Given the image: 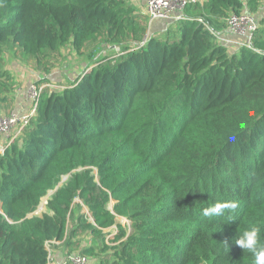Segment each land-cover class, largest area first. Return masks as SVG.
I'll use <instances>...</instances> for the list:
<instances>
[{
  "label": "trees",
  "instance_id": "16d2710c",
  "mask_svg": "<svg viewBox=\"0 0 264 264\" xmlns=\"http://www.w3.org/2000/svg\"><path fill=\"white\" fill-rule=\"evenodd\" d=\"M262 2L189 3L159 36L126 0H0V59L5 46L37 67L67 43L121 46L61 90H41L0 152V264H48L46 242L66 241L75 198L92 218H80L91 234L77 242L87 264H254L236 241L259 226L264 242ZM242 11L257 16L252 48L217 42L206 25L222 30ZM13 85L0 69V103ZM49 190V211L30 215ZM225 201L237 209L203 214ZM116 216L130 230L107 239Z\"/></svg>",
  "mask_w": 264,
  "mask_h": 264
},
{
  "label": "rangeland",
  "instance_id": "374dc122",
  "mask_svg": "<svg viewBox=\"0 0 264 264\" xmlns=\"http://www.w3.org/2000/svg\"><path fill=\"white\" fill-rule=\"evenodd\" d=\"M126 1L131 2L134 5L139 4V6H141L142 2V0ZM153 29L154 23L150 25L148 24L147 33L152 34ZM174 29V26H172L171 33H173ZM158 35L164 36V30L159 31ZM120 52V45L106 41L100 36L94 42L85 45L78 52L72 48L70 43L64 44L56 51L50 53V55H47V57L43 59L42 66L37 67L35 61L32 58L22 56L20 53L15 52L10 46H5L3 49L4 57L0 59V69L6 70L12 77L14 82L12 90L14 91L19 86L23 85L24 92L26 91L27 94L30 84L37 85V87L41 88V90L46 89L47 91H58L64 86L70 84L74 77L86 68L97 65L98 63L106 60V58L114 56ZM11 69H16L15 71L20 73V77L19 75L15 76V73L12 72ZM6 84H10V81L6 80ZM11 100L12 98L10 101ZM12 107L13 106H11V104L8 105L7 102L0 103V109H3L4 112L9 111ZM93 173L95 174V170ZM65 178L66 176H63L62 180ZM53 190H49L41 198L39 205L30 215H42L43 213L49 211L46 207V201L52 194ZM109 208H111V204L109 205ZM82 216L87 217L88 221H92L87 206L79 198H75L68 214V236L66 241L63 242L54 240L53 242H49L47 244V249L50 256L53 258V260L54 257H56L55 261H53V264L55 262H60L62 258L65 257V255L81 253L79 252V247H81L80 245L85 244L91 234L89 229L82 227L81 223L83 222L80 220ZM117 225H120L127 231L130 230V221L125 217L116 216V224L108 229L103 230L106 233L107 239L116 233ZM77 242H79L80 245ZM58 256L59 259H57Z\"/></svg>",
  "mask_w": 264,
  "mask_h": 264
},
{
  "label": "built area",
  "instance_id": "2783aa9c",
  "mask_svg": "<svg viewBox=\"0 0 264 264\" xmlns=\"http://www.w3.org/2000/svg\"><path fill=\"white\" fill-rule=\"evenodd\" d=\"M194 2H197V0H146L145 7L148 24H152L157 19L178 20L184 15L185 6ZM225 22L226 28L231 33L237 34L240 39L233 40L226 37L222 30H213L206 25V28L212 33L217 42L227 45L229 48H238L239 46L252 48V39L258 26L257 16L254 13L248 11L232 13L226 17ZM27 91L30 105L26 112L11 111L5 113L0 111V137L3 140L0 145V152H3L4 147L19 135L36 112L41 88L35 84H30ZM48 243L46 242V246ZM53 261V258L48 254V264H53ZM86 262L87 257L77 253L65 255L60 262H55L54 264H86Z\"/></svg>",
  "mask_w": 264,
  "mask_h": 264
},
{
  "label": "clouds",
  "instance_id": "9594fccd",
  "mask_svg": "<svg viewBox=\"0 0 264 264\" xmlns=\"http://www.w3.org/2000/svg\"><path fill=\"white\" fill-rule=\"evenodd\" d=\"M230 139H234V137H230ZM237 207L238 204L235 201L219 202L214 206L204 209L203 214L208 217L219 216L225 210L234 211ZM236 244L252 253L254 264H264V242L261 241V228L259 226H253L243 231Z\"/></svg>",
  "mask_w": 264,
  "mask_h": 264
},
{
  "label": "crops",
  "instance_id": "0c3cea01",
  "mask_svg": "<svg viewBox=\"0 0 264 264\" xmlns=\"http://www.w3.org/2000/svg\"><path fill=\"white\" fill-rule=\"evenodd\" d=\"M145 1L146 0H142L141 2V6L138 5H134L133 3L129 2V4L135 6L140 12H142L143 14L147 15L146 13V7H145ZM202 1V0H199V2ZM139 6V7H137ZM258 15L260 14H264V4L262 2L261 4V7L260 9L256 12ZM154 29L152 31V33H158L159 31H163L165 30L168 26H170V28L172 26H174V21L172 20H163V19H157L155 20L154 22ZM224 35L226 37H229V38H232L233 40H237V39H240L239 36L237 34H233L231 33L226 27L224 29H222ZM232 49H236V47H232ZM4 57V55H2ZM10 70V69H9ZM16 70V69H15ZM15 70H12V72L15 73V76L16 75H19L20 77V73L18 71H15ZM19 73V74H18ZM18 77V78H19ZM20 79V78H19ZM15 80V79H14ZM24 81V80H23ZM13 96L11 97L12 100L7 102L8 105L11 104V106H13L9 111L5 112V113H8V112H11V111H16V112H26L27 109L29 108V105H30V101L28 99V96L26 94V91L24 92V89H23V85L22 86H19L15 91L12 92ZM1 110V109H0ZM2 112H4V110L2 109L1 110ZM3 140L2 138L0 137V145L2 144ZM55 258L54 257V261H55ZM59 259V256L58 258Z\"/></svg>",
  "mask_w": 264,
  "mask_h": 264
}]
</instances>
